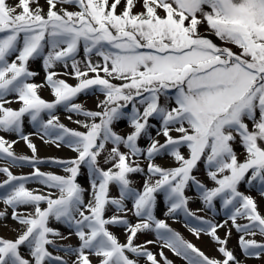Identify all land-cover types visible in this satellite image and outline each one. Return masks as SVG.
<instances>
[{"label": "snow or ice", "instance_id": "6c2138e0", "mask_svg": "<svg viewBox=\"0 0 264 264\" xmlns=\"http://www.w3.org/2000/svg\"><path fill=\"white\" fill-rule=\"evenodd\" d=\"M0 0V131L16 133L33 153L32 157L17 156L12 147L16 141L0 136V158L13 165L28 161L34 167L30 176H16L8 167L0 168L7 178L0 183V200L12 209V219L21 228L14 239L0 237V264H69L48 250L54 244L50 237L61 233L49 227L50 218L74 228L80 244L65 251L75 255L71 264H138L144 257L150 264H159L144 244H135L138 233L155 231L162 247L182 257L187 264H240L227 248V238L217 234L223 224H215L196 216L201 226L190 231L199 238L203 232L217 245L223 259L205 255L163 219L154 215L156 194L163 192L168 204L166 215L178 211L186 216L188 209L185 189L191 182L199 189L200 199L208 209L219 198L230 212L229 220L242 233L239 246L246 256L259 258L264 243L247 236H264V215L256 200L239 191L241 182L260 185L264 196V0ZM35 5V6H34ZM66 6L76 10L69 11ZM118 7L121 9L118 12ZM140 8V11L135 9ZM204 31H201V29ZM215 36L221 45L211 38ZM81 45L85 55L84 68L76 59ZM43 55L45 82L54 100L49 102L38 94L44 85L28 82L37 73L28 70V61ZM99 57L93 62L92 56ZM15 57L11 59V57ZM78 81L69 85L53 69L57 63L68 67ZM103 73V75H101ZM91 74V75H90ZM119 81L120 83H113ZM95 89L104 99L98 110H87L72 101L82 92ZM15 95L18 109L6 107ZM163 97V103L161 98ZM63 104L69 112L84 116L77 124L84 129H70L53 114ZM132 131L119 135L112 128L114 121L126 116ZM141 108L143 109L141 111ZM47 112L44 121L41 114ZM39 126L45 143H61L77 156L57 161L66 175L41 172L35 165L36 145L23 134L25 116ZM149 118H159L164 142L152 138ZM71 120V116L68 117ZM90 121V122H89ZM251 124V127L249 126ZM177 135H172V133ZM142 135L151 143L146 149L138 145ZM111 144L105 163L98 158ZM244 150L243 160L234 149ZM121 145L127 152L121 151ZM188 149V155L181 148ZM165 152L176 166L161 167L152 163ZM146 153L147 179L143 190L132 188L130 173L145 170L130 157ZM204 160L207 176L214 187H206L193 175L198 162ZM82 164L91 177L92 198L85 202V189L77 183ZM35 178L56 190L47 195L30 190L26 183ZM119 187V198L109 196V186ZM132 201L128 209L125 200ZM46 205V207H42ZM117 213L129 211L138 219L135 224L124 216L105 217L106 206ZM31 208L20 212L19 208ZM7 212H0V219ZM238 219L247 223H237ZM227 223V221H225ZM108 225H124L126 243L108 230ZM229 231L226 236H230ZM22 246L28 256L22 255ZM164 264H172L160 252Z\"/></svg>", "mask_w": 264, "mask_h": 264}, {"label": "rangeland", "instance_id": "374dc122", "mask_svg": "<svg viewBox=\"0 0 264 264\" xmlns=\"http://www.w3.org/2000/svg\"><path fill=\"white\" fill-rule=\"evenodd\" d=\"M16 0H9V3L14 4ZM123 2V0H122ZM40 6L44 7L45 11L47 10V5L45 0H39ZM35 6V5H34ZM69 11L76 10L73 6H66ZM121 9L118 7V12ZM140 8L135 9V11H140ZM201 31H204L202 28ZM2 35V34H0ZM215 43L221 45L222 42L219 41L215 36L210 37ZM30 58L28 61V70L37 75L31 77L28 82L36 83L38 85H44L43 87L38 89V94L45 99L46 101H53L54 96L52 95L51 89L47 86L45 82V69L43 67V55ZM15 57L10 58L14 59ZM76 59L81 61L80 67L83 69L85 60V55L83 52V47L81 45L80 51L78 52ZM93 62L99 60V57L95 55L92 56ZM59 75L56 77L57 79L65 80L69 85L75 86L78 81L74 78L72 74L71 61L68 62V67H65L63 63H57L56 67L53 69ZM91 75V74H90ZM103 75V73H101ZM113 83H120L119 81H113ZM7 99L12 100L11 104H6V107H12L13 109H18L20 107V103L16 102L15 95H10ZM104 96L102 93L95 89H89L85 92L80 93L72 102L81 104L87 110H98L97 104L100 100H103ZM161 103H163V97L161 98ZM143 109L141 108V111ZM126 116L119 120L114 121L112 128L119 135L126 136L128 133L132 131L130 127V122L127 119V115L131 114V107L129 106L126 110ZM53 114L59 118L60 123H63L70 129H75L78 131H84V129L77 124L75 121L80 120L84 121L86 118L82 115H79L74 112H69L63 104L58 105L57 108L53 111ZM71 116V120L68 117ZM41 118L46 121L49 116L47 112L41 114ZM90 122V121H89ZM149 133L152 138L159 140L161 143L164 142V137L157 136L156 133L160 130L161 121L159 118H149ZM251 127V124L249 125ZM23 134L28 135L31 142L36 145V158H38L41 163L35 165L36 168H39L41 172L52 173L55 175H66L64 172V166L62 164L57 163V161H66L70 159H74L77 156V153L72 151L65 144L61 143L59 147L53 143H45V140H48V137H44L41 139L42 132L39 129V126L34 124L30 117L27 115L23 120ZM172 135H177L176 133H172ZM0 136H3L8 141H16L13 144L12 151L17 156H28L32 157L33 153L27 147V144L24 140L20 138V135L16 133H8L0 131ZM151 140L148 135H142L138 140V145L146 149ZM112 145L109 143L106 145V150L101 153V156L98 158L99 166L107 169L111 167L110 163H105V157L108 154V150ZM234 149L237 153L238 159L243 160L244 150L237 143L234 145ZM121 151L127 152L128 150L121 145ZM182 154L185 156L188 155V149L186 147L181 148ZM130 160L135 161L140 164L142 168H144L143 173H130L129 179L131 180V187L135 188L139 191L143 190V183L147 179V164L148 159L146 153L140 156L130 157ZM152 163L159 165L161 167H174L176 163L169 154L165 152H161L157 156H155L152 160ZM8 167L10 171L16 176H30V174L34 171V167L28 161L17 162L13 165L8 159L0 158V168ZM193 175L197 178V180L201 181L205 184L206 187H214L215 184L211 181L207 176V167L202 159L201 162H198L197 168L193 170ZM7 177L0 173V183H2ZM77 183L81 185L82 188L85 189L84 199L85 202L92 198V188H91V177L88 174L87 165L82 164L80 167V172L77 176ZM26 187L30 190H35L38 193H42L47 195L49 192L53 193L54 196L57 194L55 189H50L45 185L39 183L35 178L30 179L26 183ZM3 190L0 189V192ZM239 191L244 193L245 195L252 196L256 202L258 211L261 215H264V196L260 195V185L258 182H254L253 184H247L245 182H241L239 186ZM185 195L189 197L188 209L195 214L193 217L186 216L185 213L178 211L172 215H166L168 209V204L165 200V194L163 192H158L156 194V208L154 209V215H156L157 219H163L168 224L170 228L174 231L180 233V235L187 241L194 244L197 248L208 255L209 257H214L217 259H223L221 254L217 251L218 245L206 234L203 232L200 234L199 238H197L191 231V227L201 226L200 222L195 219L196 216L202 217L206 220H211L215 224H223L224 227H219L217 229V234L223 239L227 238V248L233 252L236 259L240 262V264H264V254H261L259 258L255 256H246L243 250L239 246V237L242 233L236 231L235 227H233L231 221L229 220L230 212L222 207V201L217 198L214 200V208L208 209L199 196V189L192 184L189 183V186L185 189ZM109 196L113 198H119V187L116 184H111L109 186ZM126 207L128 209L132 208V201L125 200L124 201ZM42 207H46V205H42ZM7 212L6 216L3 219H0V237L14 239L17 232L21 226L12 219V209L6 206L2 200H0V212ZM20 212H30L31 208L21 207L18 209ZM112 215H120L127 218L130 223L135 224L138 222V219L132 214L131 211L125 213H117L115 207L112 205L106 206L105 217H110ZM227 221V223H225ZM247 220L238 219L237 223H247ZM49 227H52L58 230L61 233V236L67 237V239H62L61 237H50L54 240L53 245H49L48 250L53 254V256H61L64 260L68 261L69 264L73 260H75V255L67 253L65 249L69 246L71 248H77L80 244L78 237L74 234L75 229L70 228L67 224L63 222H57L54 218H50ZM108 230L112 232L121 243H126L127 239V229L124 225H108ZM231 232L230 236H226L228 232ZM246 239H256L258 242L264 243V236L257 234L256 236H247ZM147 240H153L155 243L148 244L147 249L151 251L155 256L159 264H164L163 258L160 256V252L162 251L164 257H166L172 264H187V261L182 257L175 255L170 249L162 247V242L157 240L155 231L150 232H141L137 234V237L134 241L135 244H144ZM22 255H25L26 258H30L28 256V249L24 246L21 248ZM131 259H138V264H150L146 260V258L141 257L137 258L133 254H129ZM93 260V264L96 262L95 257H90ZM47 264V262H46ZM52 264H58V262H52Z\"/></svg>", "mask_w": 264, "mask_h": 264}]
</instances>
